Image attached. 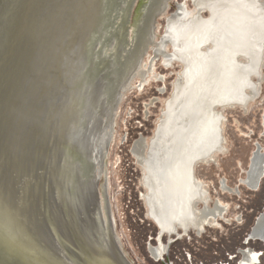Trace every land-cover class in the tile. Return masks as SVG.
Returning a JSON list of instances; mask_svg holds the SVG:
<instances>
[{
	"label": "water",
	"instance_id": "95a60500",
	"mask_svg": "<svg viewBox=\"0 0 264 264\" xmlns=\"http://www.w3.org/2000/svg\"><path fill=\"white\" fill-rule=\"evenodd\" d=\"M131 0H0V264H128L101 115Z\"/></svg>",
	"mask_w": 264,
	"mask_h": 264
},
{
	"label": "bare ground",
	"instance_id": "6f19581e",
	"mask_svg": "<svg viewBox=\"0 0 264 264\" xmlns=\"http://www.w3.org/2000/svg\"><path fill=\"white\" fill-rule=\"evenodd\" d=\"M148 1L139 0L136 8L144 2L149 4ZM192 1L194 10H188L186 3H182L169 20L166 36L156 45L166 67L178 63L182 70L178 72L173 92L160 112L154 136L150 140L142 138L134 145V152L144 170L149 215L164 230L171 229L173 220L184 227L191 222L202 228L205 221L218 218L226 210L219 200L209 206L210 197L197 179L195 168L198 163L214 160L225 150L224 116L220 109L247 106L257 98L264 62V0L263 3L259 0ZM171 2L157 0L153 3L139 56L112 99L110 92L120 69L115 60L101 115L104 152L112 141L119 105L133 80H146L148 71L142 61L149 46L155 43L157 17L167 11ZM137 10L130 26L132 30ZM204 11L209 13L208 17L203 16ZM166 43L172 46L170 53L164 49ZM125 50L121 46L118 54ZM160 91L164 92V88ZM263 173L264 154L259 149L251 158L243 183L256 190ZM222 188L232 190L224 180ZM200 202L205 203V209L196 207ZM113 224L115 222H111V238L120 250L123 246L120 240L118 244L115 240L118 236L114 237ZM255 233L264 239V225L259 224Z\"/></svg>",
	"mask_w": 264,
	"mask_h": 264
},
{
	"label": "rangeland",
	"instance_id": "374dc122",
	"mask_svg": "<svg viewBox=\"0 0 264 264\" xmlns=\"http://www.w3.org/2000/svg\"><path fill=\"white\" fill-rule=\"evenodd\" d=\"M155 1L144 2L138 8L139 0L130 2L118 52L121 46L127 50L121 55L117 52L116 62L120 69L110 92L112 99L121 80L139 56L141 40L149 24V20L146 22L148 12ZM182 3H186L190 11L195 8L192 0H172L167 11L157 17L155 43L149 46L142 61V66L148 71L146 80H133L132 88L119 105L112 141L104 152L110 227L111 222H115L112 227L114 237L118 236L115 240L117 244L118 240L121 241L123 249L119 248L130 264H165L156 261L149 252V244H156L154 237L158 231L148 216L147 202L142 196L146 191L142 181L144 170L132 150L142 135L152 139L162 114L160 112L173 92V82L182 70L178 63L166 67L156 47L166 36L169 20ZM136 9L132 30L130 26ZM203 16L208 17L209 13L204 11ZM164 49L170 53L171 44L166 43ZM254 81H258L257 77ZM259 82V94L247 106L220 109L224 116L222 132L225 150L214 160L198 163L195 168L197 179L203 183L210 197L209 205L214 206L219 200L227 210L218 218V224L209 225L202 234L193 232L171 242L166 256L170 264H239L241 251L252 248V260L245 264H264V242L258 239L246 242L247 235L264 210V176L257 190L250 189L242 181L247 177L256 150L260 149L264 154V62ZM161 88L164 92L160 91ZM222 180L237 191H223ZM164 239L167 242V238Z\"/></svg>",
	"mask_w": 264,
	"mask_h": 264
},
{
	"label": "flooded vegetation",
	"instance_id": "af4514ba",
	"mask_svg": "<svg viewBox=\"0 0 264 264\" xmlns=\"http://www.w3.org/2000/svg\"><path fill=\"white\" fill-rule=\"evenodd\" d=\"M139 79H141V78H139ZM161 80V79H160ZM141 81H143L142 79H141ZM175 81V80H174ZM144 82V81H143ZM134 87V86H133ZM173 87H174V82H173ZM132 88V87H131ZM130 88V89H131ZM151 103H155V101L154 102H152L151 101ZM154 136V135H153ZM142 138H145V139H147L146 137H144L143 135L139 138V139H137L136 140V142H135V144L139 141V140H141ZM134 144V145H135ZM133 154L136 156V158L138 159V157H137V155H136V153L134 152V146H133ZM138 162H139V160H138ZM140 163V162H139ZM142 166V165H141ZM143 176H144V174H143ZM263 176H264V173H263ZM263 176H262V178H263ZM143 181V180H142ZM223 181V180H222ZM222 181H221V187H222ZM225 181V180H224ZM243 181V180H242ZM226 182V181H225ZM260 184H261V182L259 183V185H258V188H259V186H260ZM257 188V189H258ZM223 189V188H222ZM232 190H230V191H232V192H234V191H237V189H233V188H231ZM250 189H252V190H255V189H253V188H250ZM256 189V190H257ZM223 191H225L224 189H223ZM227 191V190H226ZM143 194H146V191H145V193H143ZM142 194V196H144V199H145V195H143ZM199 204H201V207H199ZM210 207H212L211 205H209ZM196 207L198 208V209H201V210H203V209H205L206 207H205V203L204 202H200V203H198L197 205H196ZM226 210H227V207H226ZM226 210L223 212V214L221 215V216H219V217H222L223 215H224V213L226 212ZM147 211H148V207H147ZM148 216L150 217V215H149V211H148ZM218 217V218H219ZM151 218V217H150ZM218 218H209L207 221H205L204 223H203V227L202 228H198V227H196V226H193L192 225V223L191 222H189V223H187V225L184 227L182 224H180L177 220H173V221H171V229L170 230H164V229H162L161 228V226L156 222V221H154V219L153 218H151L153 221H154V223H155V225H156V228H157V233L155 234L156 236L154 237V240H155V245H153L152 243H150L149 244V252H150V254H151V256L156 260V261H162L163 263H165V264H170L169 262H167V258H166V256H167V253H168V247H169V244L171 243V242H174L175 240H179V239H182L183 237H185V236H189L191 233H193V232H196V233H200V234H202V232H205L207 229V227L209 226V225H216V224H218ZM259 224L260 225H264V210H263V212L261 213V216L259 217V218H257V220L255 221V224L253 225V227L251 228V230H250V232H249V234L247 235V243H249L251 240H256V239H258V240H261V241H263L264 242V239H262L261 237H259L256 233H255V230L257 229V226H259ZM164 238H167V242H166V240L164 239ZM160 245H162V247H160ZM245 248H251V247H245ZM253 249V248H252ZM252 249H244V250H242L241 251V253H242V259H241V261H240V263L239 264H245V263H247V262H251V260H252V253H253V251H252ZM254 250V249H253ZM255 264H258L257 262H255Z\"/></svg>",
	"mask_w": 264,
	"mask_h": 264
}]
</instances>
